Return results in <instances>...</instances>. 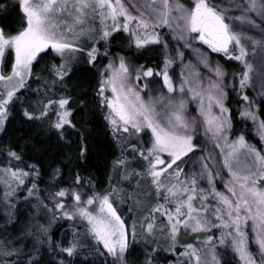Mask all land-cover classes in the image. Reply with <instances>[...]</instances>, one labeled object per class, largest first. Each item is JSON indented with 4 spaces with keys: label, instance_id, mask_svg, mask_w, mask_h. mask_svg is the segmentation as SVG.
I'll use <instances>...</instances> for the list:
<instances>
[{
    "label": "snow or ice",
    "instance_id": "1",
    "mask_svg": "<svg viewBox=\"0 0 264 264\" xmlns=\"http://www.w3.org/2000/svg\"><path fill=\"white\" fill-rule=\"evenodd\" d=\"M14 11L20 24L13 29L8 18ZM165 27L185 47L199 40L212 52L240 62L238 83L226 84L224 68L203 54L199 62L210 74L207 80L198 68L185 65L178 85L169 75L175 59L169 55L163 67L133 66L118 54L97 66L109 57L118 32L128 33L138 50L161 44L167 50L168 42L159 31ZM101 42L103 50L97 46ZM256 49L264 53V0H233L230 5L223 0H194L191 6L181 0H14L11 8L0 0V133L6 134L12 108L19 104L26 122H39L58 145L75 149L51 166L49 190L41 197L36 182L40 166L28 163L22 149L10 144L0 147L6 210L5 226H0V264H43L38 245L56 254V264H129L133 246L139 242L144 245L143 264H160L156 253L176 255L182 231L196 238L180 245L184 250L179 256L184 259L177 264H230L225 259L229 250L238 264H264V154L243 134L229 138L232 113L226 103V89L238 87L247 103L240 115L256 125L264 140V119H259V108L244 94L259 77L264 99V56L258 65L250 60ZM42 54L59 57L60 62L48 67L50 78L43 79V89H35L39 99L24 107L18 93L29 87L33 65L43 59ZM176 56L184 58L178 50ZM77 65L87 66L93 77L90 97L88 81L74 84L83 95L67 88ZM153 77L161 78L168 95L149 93L145 98ZM190 102L196 104L199 119L189 115ZM90 113L102 116L119 149L111 161L108 187L99 191L86 165L92 151ZM198 128L218 153L198 157L200 170L185 173L189 154L203 151ZM73 156L79 163L66 174L61 165ZM65 175L67 180H61ZM218 178L225 191L217 189ZM125 182L132 191L125 190ZM21 191L36 215L19 235L11 236L7 225L18 223ZM127 201L140 213L131 224L117 210ZM59 221L73 223L54 242L51 229ZM29 237L31 251L25 252L22 246ZM161 240L167 248H162Z\"/></svg>",
    "mask_w": 264,
    "mask_h": 264
},
{
    "label": "trees",
    "instance_id": "2",
    "mask_svg": "<svg viewBox=\"0 0 264 264\" xmlns=\"http://www.w3.org/2000/svg\"><path fill=\"white\" fill-rule=\"evenodd\" d=\"M5 2L11 6L14 4V0H5ZM9 23L12 25V28L19 27L20 19H19V13L13 12L12 15L8 18ZM123 37V34L121 35ZM125 38V37H124ZM129 44L123 45L120 41L116 44H113V49L109 50V57H105L102 60L98 61V67H102L105 63H107V60L111 57H114L116 54H122L126 60H130V64L133 66H139V65H145V66H154V67H161L162 62H160L158 59L159 53H157L156 45L152 47H147L145 49H136L135 45L129 41ZM122 46V47H121ZM43 56V54H42ZM51 61H55L57 63L60 62V59H50L47 56H43V59H38L35 63V68H37L43 72L44 70H47L46 66L49 67ZM86 69V68H85ZM176 72L175 69H169V75L171 73ZM78 77L74 78V80L69 84V91H71L74 95L75 94H81L83 95L84 92L82 89L74 88V84L77 82L82 81H88L87 88L89 89L87 95L90 97L92 95L90 89L94 86L93 77L86 71L79 73L77 75ZM171 76V75H170ZM159 79L156 77H153L149 82V89L145 91L143 94H149L154 92L156 88H160ZM151 84L152 89L151 88ZM158 84V85H157ZM179 84V83H178ZM18 95L22 96V99L24 101V107H27L29 104V101H32L33 103L36 102L37 99H39V95H31L24 89L18 93ZM145 98L147 96L145 95ZM240 96L237 91H234L230 94V98L228 100V107L231 110L232 113V132L230 133L231 137H234L237 134H243L245 136V139L248 143H252L253 146L257 148V150H260L261 152H264V143L261 140V137L255 134L252 131L250 123H243L241 119L238 116L239 110H240ZM89 123L88 128L91 133L90 135V142L92 151L89 157V160L86 162L87 168L91 175L94 178V183L96 189L102 190L104 188L108 187L107 178L109 175L110 167H111V161L114 159L116 155H119V149L115 147V142L112 140V137L108 131V129L105 127L106 122L103 120L102 116L100 114H89L87 117ZM53 134L50 132H47L45 128L39 126V122L31 123L26 122L24 118L21 115L20 111V105L16 104L15 107H13L12 115L9 118V125L6 129V134L2 133L0 135V147H5L7 145H12L13 147H16L17 150H23L24 152V158L28 163H36L40 166L41 169V176L40 179L36 182L38 183L40 187V194L41 197H43L46 194V191H48V184L50 182V171L51 166L61 162L62 160H66L64 157V153L71 151L75 153V149L73 148H67L60 146L56 143L55 136H52ZM200 142V147L203 149V151H198L202 155H207L208 153H212L214 156L217 154L216 150L213 146V144L210 141H206L203 139H198ZM197 152V153H198ZM195 153V154H197ZM131 158V157H130ZM219 159V157H217ZM188 160V159H185ZM4 156L3 154H0V167L3 165ZM79 162L75 160V156H73L72 161H67L66 166L62 164L61 166L64 168L65 173L67 174V171L69 168L75 167ZM216 167L219 169V164L217 163ZM226 175V170L225 173ZM61 180H67V175L62 176ZM124 186V185H123ZM126 186V185H125ZM124 186V188H125ZM216 186H220L223 188L222 183L220 182V179H217ZM125 190H132L131 187H128ZM5 192V186L3 184H0V226H5L6 223V215H5V208L3 205V195ZM25 193L22 191L18 193V196L21 197L19 200V203H26L23 201L22 196ZM35 203V201H33ZM17 206V205H16ZM51 207V205H49ZM131 207V205L128 203H124L121 205V208L118 210L121 212L122 210L127 211ZM134 211V208H133ZM131 211V212H133ZM122 213V212H121ZM123 218L126 220L125 214H122ZM73 222L69 221H59L56 225L53 226L51 229L52 232V238L53 241H57L63 238V235L65 232H67L70 229V226ZM8 233L11 235L12 231L11 228L7 225ZM27 243L24 246L26 249V252L31 251V245L33 243L31 238L27 239ZM162 248H167V244L164 241L160 242ZM40 247V259L43 261V264H56V254L53 252H49L47 250L46 245H38ZM256 246L252 245V251L254 253ZM181 250V247L177 245L176 248V255H173L172 253L168 251H158L156 253L157 257L160 259V264H173L174 261L178 260L180 257L178 252ZM143 252L142 250H138L136 253L135 261L130 260L129 258V264H139V261L141 259V263H143ZM89 260H92V257L89 256Z\"/></svg>",
    "mask_w": 264,
    "mask_h": 264
},
{
    "label": "rangeland",
    "instance_id": "3",
    "mask_svg": "<svg viewBox=\"0 0 264 264\" xmlns=\"http://www.w3.org/2000/svg\"><path fill=\"white\" fill-rule=\"evenodd\" d=\"M128 2L131 3V2H134V0H128ZM181 2L185 3L186 6H191V4L194 2V0H181ZM216 2L220 3L221 0H216ZM223 2L230 5V4L233 3V0H223ZM231 14L232 13H230V15ZM236 14H238V13H236ZM159 31H160L162 39L164 41L168 42V48H167V50H165L162 44L161 45H156V50H157V53H159V57H160L158 60L160 62H162V66L161 67H163V61H164V58H165L166 55H169V56H172V57L175 58L174 59V63L171 66L170 69H175L176 72L173 71V73H171L170 75H171V77L173 79V82L176 83L177 85H178L179 80H180L181 72L186 70L185 67H184L185 65H191L193 67L198 68V70L201 72L202 76L205 78V81L207 80V78H208V76L210 74L208 73L207 69H205L203 67V65L199 62L201 54L207 56L211 62L219 63L224 68V70L228 74L225 77V83L226 84L231 86L233 83H238V78H239L238 74L243 70V65H241L240 62L234 61V60H228L222 53H220L222 55L212 54L209 50L205 49L202 45H200V41L199 40H192L191 41L192 47H185L184 46V42L174 39L173 38L174 37V33L171 30H169L168 28H166V27L159 29ZM122 34H123V37L121 36ZM248 34H252V33H248ZM192 35L195 36L196 34H192ZM256 38L258 39L259 36L257 35ZM127 39L129 41H131V38H130L128 33H123V32L115 33L114 34V38H113V40H112V42L110 44V49L109 50L113 49V44H116L117 40H118V42L120 41L121 43H123L124 46L126 44L128 45L129 42L127 41ZM102 44H103V42H101V45H97L98 47H101V50H103ZM152 46H154V45H149L148 47H152ZM177 50L183 52V54H184V58H183L182 61L179 59V57L176 56V51ZM119 55H122V54H119ZM261 56H264V53H262L259 49H256L255 55L254 56L250 55V60H252L255 64L258 65L259 62H260ZM56 58L60 59L59 57H56ZM128 61L130 62V60H128ZM35 63L33 65V78L28 81L29 87L24 89V90L27 91L28 93H30L31 95L37 96V95H39V93H37L35 91V89H37V88L43 89V79H49L50 77L48 76V71H47L48 69L44 70L45 72L41 71L40 68L38 70L37 68H35ZM52 63H57V62L51 61L50 65ZM86 67L87 66H81V65L75 66L74 67L75 78L78 77L77 75H79V73L84 72ZM46 68H48V66H46ZM76 68H78L79 70L77 71ZM36 76H40L42 79L41 80H36ZM234 76H235V79H234ZM156 78L160 80L159 81V84H160L159 87L160 88H156L154 90V92L152 91L151 95L155 96V95H158L160 92H163L165 95H168L166 88H164L162 86L161 78H159V77H156ZM152 86L153 85L151 84V88L150 89H152ZM67 88L69 89V84H67ZM226 90L228 91V98H227L226 103H228V100L230 98V94L232 92H234V91H237L238 93L240 92L238 87L235 88V89H233L232 87H229ZM244 94H247L250 97V100L253 101L254 107L259 108V112H258L259 119H264V99H262L261 81H260L259 77H255L254 78V80L251 83V85L244 90ZM143 95L147 96V94H143ZM239 96H240V94H239ZM239 99H240V110H239L238 116L241 119L242 124L243 123H246V124L250 123L252 131L256 134L257 133L256 125L251 120L243 118L240 115V113L247 107V103L241 100V96H240ZM29 103L34 104L32 101H29ZM195 109H196V104L194 102H190L188 104V113H189V115L191 117H197V119H199L198 113L195 111ZM12 110H13V108H12ZM1 134L2 133H0V135ZM238 135H240V134H237L234 137H231L229 135V138L234 140V139H236V137ZM257 135H259V134L257 133ZM52 136H54V135H52ZM197 138L198 139H203V140H206V141L208 140V141H210L212 143V141L210 139H208L207 137H204L203 130L201 128H198V130H197ZM262 141L264 143V140H262ZM249 144L252 145V143H249ZM145 146H147V145H145ZM216 152L218 153V149L216 150ZM262 154H264V152H262ZM189 155L191 157V160H189L188 157L184 158V159H188L189 160V163L185 166V173L198 172L200 170V165L198 163V157L202 156V154L198 152L197 154H189ZM200 183H201L202 186L206 187V182L205 181H201ZM124 186H125V189H127L128 187H131L129 182H125ZM146 188H147V185H143L142 186V189H146ZM217 189L219 191H225V189L220 187V186H217ZM132 190H128V191H132ZM128 203L131 205L132 208H134V206L132 205L131 201H128ZM16 208H17L16 219L18 220V223L17 224H13V225H8V227L11 228V231H12L11 236L19 235L20 234V229L26 223H28L33 216L36 215L34 209L28 203H19V204H17ZM120 208H121V205L118 206V210ZM121 212H122L121 214H125L126 218H128V219L125 220V222L127 224H131L133 219L139 220L140 213H138L135 210V208H134L133 212H129L128 211V213H127V211H125V210H122ZM41 216H43L42 212H41ZM81 228H82V226H81ZM213 232L217 236L219 235L218 230L214 229ZM195 238H196L195 234H187L186 235L182 231L181 235L179 237L180 244H178V245L180 246V245H182L184 243H192V242L195 241ZM27 239L28 238H26V240L24 242V245L27 243V241H28ZM161 241H163V240H161ZM22 247H23V251L26 252V249L24 248V246H22ZM133 247H134L135 250L132 252V255L129 257V259L132 260V261H135V260H137V259H135L137 251L138 250H142L144 245H143L142 242H139V243L135 244ZM183 250L184 249L181 247V250L178 252V254L180 252H182ZM255 250H256V248H255ZM142 258H143V256H142ZM77 259H81V258L78 257ZM92 259H94V257H92ZM183 259H184L183 257H179L178 260L173 262V264H177L178 261H181ZM225 259L227 261H229L230 264H238V261L236 260L234 254L230 250L227 252V254L225 256ZM141 262L142 261L140 259L139 264Z\"/></svg>",
    "mask_w": 264,
    "mask_h": 264
},
{
    "label": "flooded vegetation",
    "instance_id": "4",
    "mask_svg": "<svg viewBox=\"0 0 264 264\" xmlns=\"http://www.w3.org/2000/svg\"><path fill=\"white\" fill-rule=\"evenodd\" d=\"M200 45H202L205 49L209 50L212 54L222 55V54H220V53H214V52H212L211 49H209L208 46L205 45V44H203L202 42H200Z\"/></svg>",
    "mask_w": 264,
    "mask_h": 264
}]
</instances>
